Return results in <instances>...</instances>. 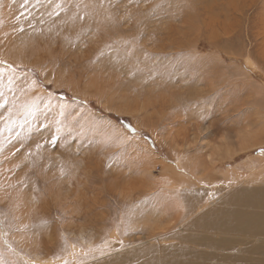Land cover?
Listing matches in <instances>:
<instances>
[{
	"label": "rangeland",
	"instance_id": "obj_1",
	"mask_svg": "<svg viewBox=\"0 0 264 264\" xmlns=\"http://www.w3.org/2000/svg\"><path fill=\"white\" fill-rule=\"evenodd\" d=\"M0 93L3 264H196L176 243L201 264H264L258 242L156 241L187 200L199 214L264 188V0H0ZM169 183L168 219L134 221Z\"/></svg>",
	"mask_w": 264,
	"mask_h": 264
},
{
	"label": "bare ground",
	"instance_id": "obj_2",
	"mask_svg": "<svg viewBox=\"0 0 264 264\" xmlns=\"http://www.w3.org/2000/svg\"><path fill=\"white\" fill-rule=\"evenodd\" d=\"M155 2V1H154ZM12 8V7H11ZM10 8H8L9 10ZM12 10H14L12 8ZM96 10V9H95ZM7 12V11H6ZM14 13V12H13ZM16 14V12H15ZM14 14V15H15ZM9 15V14H8ZM16 16V15H15ZM45 19L46 17L42 18V22L43 24L45 23ZM95 23V22H94ZM125 44V43H124ZM116 54V53H115ZM119 54V53H118ZM116 56V55H115ZM117 58V57H116ZM117 60V59H116ZM101 64V63H100ZM110 65V64H109ZM128 65V64H127ZM126 65V66H127ZM123 66V65H121ZM141 67V66H139ZM150 68V67H149ZM108 69V68H107ZM152 69V68H151ZM263 108L262 111H264V106L262 105L260 107V109ZM263 120V119H262ZM256 123V122H255ZM250 125V124H249ZM248 130V129H247ZM260 132V131H259ZM243 136V135H241ZM254 137V135H253ZM242 139V138H241ZM252 139V138H251ZM243 140V139H242ZM262 142H253V141H248V142H244L241 144L240 146V150H243L244 148H247L251 151H253L254 149H257L258 146L257 145H261ZM218 145V144H217ZM216 145V146H217ZM219 146V145H218ZM217 146V147H218ZM216 149V147L214 148ZM213 149V151H214ZM229 153H233L231 152L230 148L228 150ZM246 152V151H245ZM211 157H215L217 159L218 155H219V151H217V149L214 151V153L210 154ZM210 155H208V157H210ZM217 155V156H215ZM180 157V156H179ZM220 157V156H219ZM263 157V156H262ZM209 159V158H207ZM215 159V161H217ZM219 159V158H218ZM212 160V158H211ZM260 164L262 165L261 167V173H262V176L264 174V159H261L260 160ZM213 162V161H212ZM219 162V161H218ZM217 163V162H216ZM175 164L177 167L182 168V161L180 159H177L175 161ZM198 164V163H197ZM215 164V163H214ZM200 165V164H198ZM213 165V164H212ZM259 166V165H258ZM176 169V168H175ZM178 169V168H177ZM176 169V170H177ZM196 168H193L192 169V173H194V170ZM207 169V168H205ZM198 171V170H197ZM205 171V170H204ZM258 172V171H257ZM259 173V172H258ZM199 174V173H197ZM257 175V174H256ZM244 176V175H242ZM254 176V175H253ZM264 177V176H263ZM245 178V177H244ZM184 180V179H183ZM238 181V180H237ZM239 182V181H238ZM188 183V182H187ZM159 184V183H158ZM160 185V184H159ZM164 185V187H161V189H158L157 191V194H153V195H147L145 194V197H146V200H144L142 203H139L140 206H138L139 208L138 209H134L136 210L135 213H133V216H135L134 221H137V220H141L143 221V224L147 221L148 223V220L150 221L149 223H152V221L156 218V220L154 222H156V224H160V223H163L164 221L163 220H166L168 219L170 212L169 210H171L172 208H170L169 206H164L162 207L161 205V199H163V197H158V195H164L165 197L167 196V194L169 193H173V191H175V193H178V188L177 187H180V186H176V185H172L171 183L169 184H162ZM157 186V185H156ZM157 188V187H156ZM181 190V189H180ZM239 190V189H238ZM241 191L243 192H238L237 195H235L238 199L236 200L237 202L233 205L229 204L230 206L229 207H219L217 206L218 204L214 205L210 210L207 209L205 212H202V213H195L196 211H194L195 209V206H194V203L196 202H193V200H187L186 201V204L183 208H180V209H174L176 211V213L174 214V221H178V226H177V229H171L168 231V228H169V225L170 223H167L164 222V224H169V225H161V227H166L168 226L166 229L165 228H162L161 230L162 231H159L160 235L158 238H156V241H167V240H172V239H176L178 241V243H187V242H192L194 245L197 241V239H204V242H206V246H207V249L209 248L208 245H212L213 243H216V241H220L222 238L223 239H226V244H227V240L230 242L232 241L231 243L233 242H236V243H243V245H245V243H248V245L251 243H255V242H258L256 243V247L257 246H261L264 245V240L262 239L263 236H264V188H260V189H254V188H249V189H240ZM193 192V191H192ZM197 192V190H196ZM199 192V191H198ZM201 192H204L202 189H201ZM174 194V193H173ZM199 194V193H198ZM233 194V192H232ZM190 193L188 191V193H183V196L185 198H189L190 196ZM231 195V194H230ZM144 196V195H143ZM172 196V195H171ZM194 196V195H193ZM198 196V195H197ZM232 196V195H231ZM192 197V196H191ZM126 198V197H125ZM130 198V197H129ZM225 198V197H224ZM224 198H222V200H225ZM118 199V197H117ZM137 199V198H136ZM212 200V198H210ZM121 200V199H120ZM126 200V199H125ZM131 200V198H130ZM133 200V199H132ZM148 200V201H147ZM128 201V200H127ZM147 201V203H146ZM201 202V200H199ZM210 201V200H209ZM213 201V200H212ZM121 202V201H120ZM136 203V202H135ZM211 203V202H210ZM218 203V202H217ZM137 204V203H136ZM206 203L203 202L202 205H200L198 208H205V207H202L204 206ZM208 205V204H207ZM223 205V204H222ZM221 205V206H222ZM226 205V204H225ZM124 207H125V204H124ZM142 209V211H140ZM200 209V211H201ZM203 211V210H202ZM158 215V216H157ZM181 216H185V217H182V218H179ZM187 216V217H186ZM173 217V216H172ZM170 217V218H172ZM196 220L197 221V225H195L192 221ZM115 221V220H114ZM163 221V222H162ZM138 222V221H137ZM136 222V223H137ZM171 222V221H170ZM140 223V221H139ZM138 224H136L135 226L138 227ZM121 224V223H120ZM146 224V223H145ZM152 224H155V223H152ZM151 224V226H152ZM230 224V226H229ZM134 226V227H135ZM143 226H146V225H143ZM190 226H193V227H196L195 228V231H192L190 232L189 230V227ZM136 227V228H137ZM175 227V226H174ZM149 229H151L150 227H148ZM155 228V227H154ZM142 230V229H141ZM148 230V229H147ZM160 230V229H159ZM164 230V231H163ZM157 231V230H155ZM158 233V232H157ZM151 234H156V233H151ZM143 236H145L144 234H142ZM263 235V236H262ZM114 236V235H113ZM124 237V236H123ZM126 237V236H125ZM262 237V238H260ZM131 238V236H128L127 239ZM153 238V239H154ZM134 239V237H133ZM132 239V241H133ZM136 240H139V238H136ZM149 240V239H148ZM151 240V239H150ZM110 241V240H109ZM126 241V240H124ZM131 241V242H132ZM141 241V240H140ZM152 241V240H151ZM172 241H175V240H172ZM209 241V242H207ZM111 242V241H110ZM155 242V241H154ZM198 242V241H197ZM223 242V241H222ZM245 242V243H244ZM201 243V242H200ZM224 243V242H223ZM108 244V243H107ZM115 244V243H114ZM132 244V243H131ZM130 244V246H131ZM147 244V242H146ZM157 244V242H156ZM260 244V245H259ZM111 245V244H110ZM135 245V244H134ZM176 245L178 246V250H176V247L174 249V252L171 254L174 258H177L180 256V259L181 257H183L184 255L183 254H189L193 256V254L197 253V257L195 258V263L196 264H201L203 262V260L210 255L209 252L207 251H200V250H196V249H193L191 250L190 247H181L180 245H178L176 243ZM174 245V246H176ZM215 245V244H214ZM231 245V244H230ZM254 245V244H253ZM144 246V245H143ZM197 246V245H196ZM200 246V245H199ZM216 246V245H215ZM104 247V246H102ZM101 247V248H102ZM125 247H129V246H125ZM132 247V246H131ZM138 247V246H137ZM205 247V246H204ZM212 246H210L211 248ZM224 247V246H223ZM222 247V248H223ZM238 246H236L235 249H233V251L237 248ZM244 247V246H243ZM264 247V246H263ZM262 247V248H263ZM112 248V247H110ZM120 248H124V247H120ZM155 248V247H154ZM161 249H168L169 247H160ZM230 248V246H226L222 249V251L224 250H228ZM233 248V247H232ZM242 248V247H241ZM240 248V250H241ZM246 248V246H245ZM248 248V247H247ZM107 249V248H106ZM128 249V248H127ZM134 249V248H133ZM172 249V248H170ZM202 249V248H201ZM213 249V247H212ZM113 250V249H112ZM147 250V249H146ZM158 250V249H157ZM173 250V249H172ZM213 250H216V251H221V248H218V246L215 247V249ZM244 251L243 252H248V253H253V254H256V248L255 246L253 247L252 245H250V249L248 250H245L243 249ZM253 250V251H251ZM104 251V249H103ZM106 251V250H105ZM109 251V250H108ZM107 251V252H108ZM131 251V250H130ZM251 251V252H250ZM112 252V251H111ZM110 252V253H111ZM133 252V251H132ZM264 252V251H263ZM262 252V253H263ZM215 253V252H213ZM136 254V253H135ZM170 254V253H169ZM194 254V255H195ZM241 254V253H240ZM244 254V253H243ZM258 254V253H257ZM118 255V254H117ZM158 255V254H157ZM166 255V254H165ZM229 255V254H228ZM232 255V254H231ZM247 255V254H246ZM252 255V254H251ZM264 255V254H263ZM136 256V255H135ZM196 256V255H195ZM221 256V255H220ZM223 256V255H222ZM226 254H225V260L226 259ZM230 256V255H229ZM227 256V258L229 257ZM243 256V255H242ZM155 257V256H154ZM157 257V256H156ZM169 257V256H168ZM188 257V256H187ZM120 258V257H119ZM139 258V256H138ZM162 258V257H161ZM166 258V257H165ZM186 258V257H184ZM183 258V259H184ZM212 258V257H211ZM220 258V259H221ZM255 258V257H254ZM157 259V258H156ZM155 259V260H156ZM169 259V258H168ZM172 259V258H170ZM221 259V260H223ZM230 258H228L229 260ZM232 259V258H231ZM230 259V260H231ZM242 259V258H241ZM37 260V259H36ZM43 260V259H41ZM40 260V262H41ZM106 260V259H104ZM119 260V259H117ZM121 260V259H120ZM133 260V259H132ZM131 260V261H132ZM186 260L187 262V259H184ZM189 260V259H188ZM193 260V259H192ZM197 260H202V262L198 263L196 262ZM206 260V259H205ZM251 260V259H250ZM47 260H44L43 262H45ZM111 261L113 262H110L111 264L114 263V260L112 259ZM125 261V260H124ZM162 261V260H161ZM172 261V260H170ZM190 261V260H189ZM188 261V262H189ZM207 261V260H206ZM211 261V259H210ZM241 261V260H240ZM103 261H99V264L102 263ZM108 262V261H107ZM153 262V261H152ZM173 262H175L176 264H183V262L185 261H181L179 259L177 260H173ZM187 262V264H189ZM230 262V261H228ZM38 263V262H36ZM63 263V262H62ZM118 263V262H117ZM121 263V261H120ZM157 263V262H154V264ZM227 263V262H226ZM42 264H51L48 262L46 263H42ZM119 264V263H118ZM149 264V263H147ZM151 264V262H150ZM161 264V263H160ZM191 264V263H190ZM194 264V263H193ZM231 264V262H230ZM263 264V263H262Z\"/></svg>",
	"mask_w": 264,
	"mask_h": 264
},
{
	"label": "snow or ice",
	"instance_id": "obj_3",
	"mask_svg": "<svg viewBox=\"0 0 264 264\" xmlns=\"http://www.w3.org/2000/svg\"><path fill=\"white\" fill-rule=\"evenodd\" d=\"M117 2V0H113V3L115 4ZM3 94L2 93H0V96H2ZM7 104V101L5 100V101H3L2 103H0V108H4L5 107V105ZM9 117H11V111H9V113H8V116L7 117H5V116H0V120H9ZM11 121H9L8 122V124L6 125L7 127H9V129L11 128ZM134 131V130H133ZM52 144H55L56 143V138L55 137H53L52 138V140L50 141ZM37 147L39 148V147H41V145H37ZM48 222L47 221H42V224H47ZM30 226L29 225H24L23 226V228L24 229H28ZM64 245H65V247H64V250L65 251H67V241H64ZM73 248H75V245H73ZM11 250V249H10ZM85 255H87V252H85L84 253ZM71 255H73L74 257L77 255V253L75 252V251H73L72 253H71ZM57 259H60V257H57ZM0 264H3V262L2 261H0ZM64 264H69V262L65 259L64 260ZM76 264H78V262H76Z\"/></svg>",
	"mask_w": 264,
	"mask_h": 264
},
{
	"label": "trees",
	"instance_id": "obj_4",
	"mask_svg": "<svg viewBox=\"0 0 264 264\" xmlns=\"http://www.w3.org/2000/svg\"><path fill=\"white\" fill-rule=\"evenodd\" d=\"M62 94V93H61ZM117 120V119H116ZM118 124H122V126H124L126 128L127 131H129L130 133H135L131 127H129V121H124L123 119H118L117 120ZM123 128V127H122ZM124 129V128H123Z\"/></svg>",
	"mask_w": 264,
	"mask_h": 264
}]
</instances>
